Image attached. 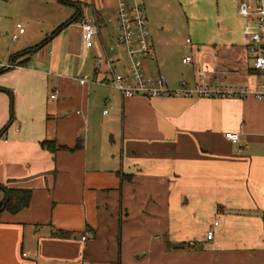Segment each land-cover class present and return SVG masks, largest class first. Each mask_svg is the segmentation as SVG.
Returning a JSON list of instances; mask_svg holds the SVG:
<instances>
[{"label": "crops", "instance_id": "1", "mask_svg": "<svg viewBox=\"0 0 264 264\" xmlns=\"http://www.w3.org/2000/svg\"><path fill=\"white\" fill-rule=\"evenodd\" d=\"M54 1L75 13L53 6L50 40L0 60V131L12 116L10 92L14 108L0 137V183L32 191L27 208L0 213V264H264V98H124L106 65L96 71L107 54L129 76L127 54L116 45L127 59L111 56L104 32L114 23L119 34V0ZM241 1L141 0L154 47L146 74L171 87L194 84L201 72L215 85L264 82ZM182 14L222 30L177 45L166 37ZM86 18L101 30L92 46ZM226 132L239 133V143ZM4 196L0 189V203Z\"/></svg>", "mask_w": 264, "mask_h": 264}, {"label": "built area", "instance_id": "2", "mask_svg": "<svg viewBox=\"0 0 264 264\" xmlns=\"http://www.w3.org/2000/svg\"><path fill=\"white\" fill-rule=\"evenodd\" d=\"M239 15L245 20L243 35L249 44V51L253 56V68L264 77V0H260L258 5H253L249 1L242 0L239 4ZM115 22L119 31L117 46L122 49L129 58V76L117 73L115 63L107 54L98 59L96 71L99 72L103 65H106L110 74V85H112L122 97H188V98H230L244 97L254 94L256 98H264V82L256 83L255 87L236 85H215L206 80L204 75L198 74L194 84L182 83L177 87L168 85L164 76L152 77L144 70V59L153 51V43L150 38L148 21L145 7L141 0H119L115 11ZM256 24V29L252 25ZM18 32L12 35L13 41L24 33L25 26L17 24ZM84 42L92 46L97 36L101 35V30L94 19L86 18L83 22ZM188 42L190 39L187 40ZM185 63L193 61L191 56L183 59ZM3 67L13 68L15 64H3ZM88 81L85 75L80 79L81 84ZM57 92H53L51 98L55 99ZM104 113H107L105 110ZM226 139L238 144L240 134L236 132H226ZM218 222L214 223V227ZM214 228L207 232V239H213ZM86 239V237H83Z\"/></svg>", "mask_w": 264, "mask_h": 264}, {"label": "rangeland", "instance_id": "3", "mask_svg": "<svg viewBox=\"0 0 264 264\" xmlns=\"http://www.w3.org/2000/svg\"><path fill=\"white\" fill-rule=\"evenodd\" d=\"M57 1V0H56ZM56 5L58 14L72 16L75 9L71 6L64 5L63 2H55L54 0H0V60L7 61L9 56L6 53L9 50L16 52L21 48L34 46L43 42L44 38L50 36V32L54 30V25H51V13H54L53 6ZM71 14V15H69ZM17 23L25 25L27 30L25 35L19 36L17 41H13L12 34L14 33ZM157 25H151L150 28H156ZM28 27V28H27ZM222 24L213 22V19H189L185 14H182L179 24L174 26L172 35L166 38H174L177 45L185 43L187 38L195 42L196 37L204 36L205 32L212 31L217 33ZM222 30V29H221ZM107 49L111 56L116 52L121 54L122 60L126 61L125 53L117 48L115 51L112 48L117 45L118 33L116 25L110 23L105 29ZM52 37V36H51ZM18 46V47H16ZM25 46V47H23ZM17 48V49H16ZM20 48V49H19ZM110 112V107L105 109ZM104 110V111H105ZM104 113V114H107ZM205 221L204 223H207Z\"/></svg>", "mask_w": 264, "mask_h": 264}, {"label": "trees", "instance_id": "4", "mask_svg": "<svg viewBox=\"0 0 264 264\" xmlns=\"http://www.w3.org/2000/svg\"><path fill=\"white\" fill-rule=\"evenodd\" d=\"M66 3H69L68 0H62ZM66 24L58 27L52 35H55L57 32H59ZM49 39L44 40L43 42L39 43L38 45L31 47L30 49L20 52L16 54L13 57V60H15L17 57L22 56L23 54H32L35 51H37L39 48H41L44 44H46ZM9 69L7 67H3V70ZM10 96L12 99V110H11V119L9 123L0 131V137L3 135V133L7 130L8 126L14 119L13 115V94L10 92ZM62 148H67L65 146H62ZM0 189H2L5 193L3 201L0 203V213L4 210H7L12 213H17L25 208H27L31 203L32 198V191L29 189H22V188H14V187H6L0 183Z\"/></svg>", "mask_w": 264, "mask_h": 264}]
</instances>
